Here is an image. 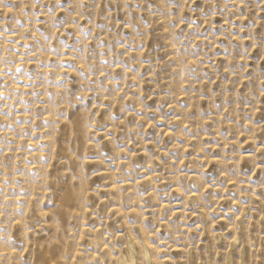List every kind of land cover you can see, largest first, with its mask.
I'll use <instances>...</instances> for the list:
<instances>
[{
  "label": "rangeland",
  "instance_id": "1",
  "mask_svg": "<svg viewBox=\"0 0 264 264\" xmlns=\"http://www.w3.org/2000/svg\"><path fill=\"white\" fill-rule=\"evenodd\" d=\"M62 2L0 5V264H264V0Z\"/></svg>",
  "mask_w": 264,
  "mask_h": 264
},
{
  "label": "bare ground",
  "instance_id": "2",
  "mask_svg": "<svg viewBox=\"0 0 264 264\" xmlns=\"http://www.w3.org/2000/svg\"><path fill=\"white\" fill-rule=\"evenodd\" d=\"M26 30V29H25ZM19 40V39H18ZM67 56V55H66ZM73 56V55H72ZM56 59V58H55ZM181 60V59H180ZM84 61V60H83ZM82 61V62H83ZM16 62H18V60L16 61ZM183 62V61H182ZM78 63H80V62H78ZM84 63V62H83ZM82 63V64H83ZM186 63V62H185ZM180 64V63H179ZM189 64V63H188ZM45 67V66H44ZM181 67V66H180ZM46 71V70H45ZM48 71V70H47ZM52 76V75H51ZM58 76V75H57ZM55 92V91H54ZM1 94H2V92H1ZM54 96V95H53ZM48 98V97H47ZM48 100V99H47ZM53 100V99H52ZM61 100V99H60ZM50 101V100H49ZM42 106V105H41ZM42 108V107H41ZM46 108V107H45ZM52 108V107H51ZM50 108V110L51 111H54L55 112V110H53V109H51ZM49 109V108H48ZM45 110H47V109H45ZM57 110V109H56ZM49 112V111H48ZM48 112H46V115L47 116H49V114H47ZM50 113V112H49ZM52 114V113H51ZM57 114V113H56ZM51 116V115H50ZM54 116H55V114H54ZM44 119H45V116H44ZM50 119V118H49ZM48 119V120H49ZM53 119V118H52ZM52 119H50V120H52ZM109 129H110V127H109ZM167 130V129H166ZM103 132V131H102ZM165 133V132H164ZM43 136V135H42ZM49 142V141H48ZM47 142V143H48ZM89 144V143H88ZM91 144V143H90ZM32 146H33V144H32ZM90 146V145H89ZM36 149V148H35ZM34 150V149H33ZM32 150V151H33ZM40 150V149H39ZM36 152L37 151H35V154H36ZM29 153H30V151H29ZM38 153V152H37ZM90 153V152H89ZM92 153V152H91ZM34 154V153H33ZM32 154V152H31V155H33ZM43 154V153H42ZM124 154V153H123ZM39 155V154H38ZM35 156V155H34ZM244 155H242L241 157H243ZM39 157V156H38ZM245 157V156H244ZM26 158V157H25ZM33 158H35V157H33ZM36 158H37V156H36ZM212 158V157H211ZM247 158V157H246ZM84 161H86V160H84ZM90 161V160H89ZM91 162V161H90ZM28 167V166H27ZM34 167V166H33ZM29 168H30V166H29ZM37 168H39V167H37ZM27 169V168H26ZM32 169V168H31ZM31 169H28V170H31ZM33 169H35V168H33ZM39 170V169H38ZM28 175V174H27ZM147 176V175H146ZM195 177V176H194ZM145 179H147L146 177H144ZM1 180V179H0ZM152 180V179H151ZM144 181H146V180H144ZM110 185H112L111 183H110ZM111 187V186H110ZM117 188V187H116ZM127 188V187H126ZM111 189V188H110ZM113 189V188H112ZM130 190V189H129ZM27 193V192H26ZM194 193V192H193ZM116 194V193H115ZM16 195H18L19 196V194H16ZM191 195V194H190ZM17 196V197H18ZM14 197H16V196H14ZM20 197V196H19ZM25 197V196H24ZM194 197V196H193ZM192 197V198H193ZM20 198H23V197H20ZM19 198V199H20ZM115 198V197H114ZM14 199V198H13ZM18 199V200H19ZM25 199H27V198H25ZM24 200V199H23ZM22 201V200H21ZM15 202V201H14ZM17 202V201H16ZM19 202V201H18ZM131 240V239H130ZM146 240V239H145ZM145 244V243H144ZM133 245H134V243L132 244V242L131 241H129V249H127V250H129L130 251V258H126L124 255H122V256H120L119 258H118V264H134L135 263V257H134V254H133V252H134V250L135 249H133L134 247H133ZM145 246H146V244H145ZM151 248V247H150ZM8 249V248H7ZM153 249V248H152ZM4 250V249H3ZM2 250V251H3ZM10 250V249H9ZM148 248H146V255H149V252H148ZM8 252V251H7ZM10 252V251H9ZM13 252H14V250H13ZM128 252V251H127ZM154 252V251H153ZM7 254V253H6ZM11 254V253H10ZM155 258V257H154ZM148 259H149V257H148ZM146 260V259H145ZM150 260H148V262H149ZM153 261V260H152ZM150 263V262H149ZM117 264V263H116ZM144 264H146V262L144 263Z\"/></svg>",
  "mask_w": 264,
  "mask_h": 264
},
{
  "label": "snow or ice",
  "instance_id": "3",
  "mask_svg": "<svg viewBox=\"0 0 264 264\" xmlns=\"http://www.w3.org/2000/svg\"><path fill=\"white\" fill-rule=\"evenodd\" d=\"M8 4H10V0H0V5H8ZM16 7H19V5H15ZM57 7H66L67 8V10L69 11V12H71L72 11V6H71V4H64L63 2H62V0H57ZM9 9H11V7H9ZM9 12H11V11H9ZM67 21H57V23H59V25L60 26H64V24L66 23ZM74 22H76V21H74ZM91 33H90V31L88 32V33H86L85 35H90ZM68 35H72V33L71 32H69L68 33ZM45 38H48V37H45ZM77 43H79V37H77ZM85 47H87L86 45H85ZM54 50V49H53ZM73 50H75V45L73 46ZM84 49L83 48H81V51H83ZM245 54H247V52H245ZM62 63H67V61H64V62H62ZM71 67H75V65H70ZM21 70V67L19 66V65H17L16 66V71L17 72H19ZM8 71L9 72H11V69H8ZM4 73L2 72V71H0V75H3ZM64 79V77H61V80H63ZM185 130H187V128L185 127Z\"/></svg>",
  "mask_w": 264,
  "mask_h": 264
}]
</instances>
